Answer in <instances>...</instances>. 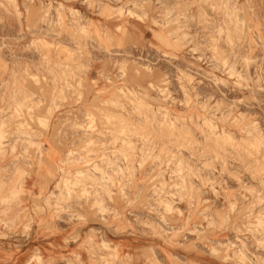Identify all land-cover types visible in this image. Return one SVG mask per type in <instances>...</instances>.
Returning a JSON list of instances; mask_svg holds the SVG:
<instances>
[{
    "label": "rangeland",
    "instance_id": "374dc122",
    "mask_svg": "<svg viewBox=\"0 0 264 264\" xmlns=\"http://www.w3.org/2000/svg\"><path fill=\"white\" fill-rule=\"evenodd\" d=\"M0 241L264 264V0H0Z\"/></svg>",
    "mask_w": 264,
    "mask_h": 264
},
{
    "label": "crops",
    "instance_id": "0c3cea01",
    "mask_svg": "<svg viewBox=\"0 0 264 264\" xmlns=\"http://www.w3.org/2000/svg\"><path fill=\"white\" fill-rule=\"evenodd\" d=\"M2 247L4 248L5 245H9V251H0V264H22V259L26 256L20 253H15L12 251L19 245L11 244L6 241H0Z\"/></svg>",
    "mask_w": 264,
    "mask_h": 264
},
{
    "label": "bare ground",
    "instance_id": "6f19581e",
    "mask_svg": "<svg viewBox=\"0 0 264 264\" xmlns=\"http://www.w3.org/2000/svg\"><path fill=\"white\" fill-rule=\"evenodd\" d=\"M60 61V60H59ZM38 109V108H37ZM129 124V123H128ZM22 131V130H21ZM91 151V150H90ZM100 189V188H99ZM263 228V227H262Z\"/></svg>",
    "mask_w": 264,
    "mask_h": 264
}]
</instances>
